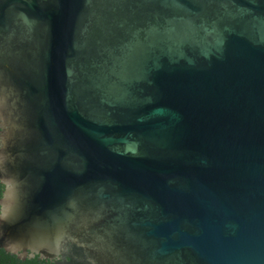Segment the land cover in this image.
Returning <instances> with one entry per match:
<instances>
[{"label":"water","instance_id":"1","mask_svg":"<svg viewBox=\"0 0 264 264\" xmlns=\"http://www.w3.org/2000/svg\"><path fill=\"white\" fill-rule=\"evenodd\" d=\"M0 264H264V0H0Z\"/></svg>","mask_w":264,"mask_h":264},{"label":"snow or ice","instance_id":"2","mask_svg":"<svg viewBox=\"0 0 264 264\" xmlns=\"http://www.w3.org/2000/svg\"><path fill=\"white\" fill-rule=\"evenodd\" d=\"M9 138H10V140H15V134L14 133H11ZM21 195H22V189H18L17 190V193H16V200L14 202V209L19 206ZM8 222H11V216L9 217ZM84 239L85 240H91V241H93V243L91 244L90 247L93 250H96L97 244L94 242L93 237H92V234L90 233V231L88 229H87V231L84 234Z\"/></svg>","mask_w":264,"mask_h":264}]
</instances>
